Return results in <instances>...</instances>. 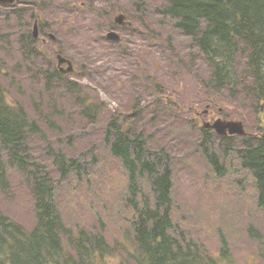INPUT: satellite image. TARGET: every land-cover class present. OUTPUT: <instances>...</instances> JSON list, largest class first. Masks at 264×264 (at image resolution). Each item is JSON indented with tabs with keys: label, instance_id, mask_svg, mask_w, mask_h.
Wrapping results in <instances>:
<instances>
[{
	"label": "rangeland",
	"instance_id": "374dc122",
	"mask_svg": "<svg viewBox=\"0 0 264 264\" xmlns=\"http://www.w3.org/2000/svg\"><path fill=\"white\" fill-rule=\"evenodd\" d=\"M24 1L31 4L32 16L34 10L38 14L39 4L44 6L39 13L47 27L43 30L57 40L43 32L34 42L22 40L25 28L17 24L10 9H0V35L10 36L5 42L0 37V81L10 102L20 104L40 126L42 134L29 142L32 161L51 172L59 187L57 208L68 228L77 235H103L109 245L107 263L134 264L129 179L122 160L104 141L107 126L116 117L119 125L132 126L133 134L142 133L149 150L171 156L177 224L187 227L214 253L222 231L239 264L257 260L262 243L248 230L251 225L262 227L263 211L253 201L251 174L236 159L244 148L242 138L215 137L205 143L210 155L225 162L226 175L221 177L217 178L202 153L204 122L243 121L249 130L252 92L248 75L239 65L245 57L236 63L242 84L234 93L212 92L218 104L211 105L201 82L209 79L211 70L196 39L165 15L170 0ZM120 17L127 18V23L123 19L120 26L115 24ZM113 30L121 37L119 42L107 39ZM34 48L32 61H25L23 54ZM57 54L76 68L61 81L52 79ZM47 78L52 79L49 84ZM153 80L159 87L152 85ZM84 96L94 109L87 108ZM169 98L179 106L171 105ZM207 108L212 109L210 117L203 114ZM134 111L135 115L123 117ZM59 153L82 166L73 169L72 178L60 179L59 165L52 169ZM9 174V188L0 189V211L32 228L34 197L28 179L15 170ZM139 184L142 206L143 195L152 190L147 174L139 177ZM62 237L67 245L66 236Z\"/></svg>",
	"mask_w": 264,
	"mask_h": 264
},
{
	"label": "trees",
	"instance_id": "16d2710c",
	"mask_svg": "<svg viewBox=\"0 0 264 264\" xmlns=\"http://www.w3.org/2000/svg\"><path fill=\"white\" fill-rule=\"evenodd\" d=\"M25 12L18 8L13 13L20 26ZM164 13L176 20L177 29L196 39L200 55L211 70L209 79L206 82L201 80L210 100L213 99L212 92L220 95L227 89L234 93L242 84V78L236 75V62L237 58L245 57L243 69L252 92L250 125L257 134L243 138L244 148L236 159L242 170L251 174L255 188L253 201L264 212V0H170ZM36 18L34 14L32 19ZM8 19L9 15L5 22ZM0 37L5 42L10 36L2 34ZM21 39L36 41L26 33L21 34ZM34 51L35 48L23 54L25 61H32ZM239 65L242 66L240 61ZM54 75L62 77L57 71ZM152 85L159 87L155 80ZM169 103L179 106L173 98H169ZM87 108L94 109L95 106ZM129 116L123 115L125 118ZM118 123L116 117L110 121L105 142L110 152L122 160L129 179L128 196L135 219L131 231L136 246L132 253L134 264H239L222 231L219 234L221 244L217 242L219 251L214 253L203 243H196L192 237L189 239L186 230L176 227L172 214L174 180L171 156L150 151L142 133L133 134L132 126L126 122L124 126ZM39 132L38 124L26 110L10 102L0 81V144L9 161H15L24 170L23 147L28 135L35 136ZM203 132L204 146L212 133ZM210 152V146L203 147L202 153L210 168L217 177L226 175L225 162ZM57 156L63 177L71 175L74 168L82 167L62 153ZM146 174L153 200L144 196L141 206L137 202L139 177ZM6 185V166L0 155V186ZM38 192L43 198L34 204L36 221L30 230L0 214V264H109L104 260L109 249L105 237L101 234L90 237L84 232L75 234L53 202V188L40 182ZM46 198L51 202H46ZM248 233L262 243L257 252L258 259L250 264H264V216L262 227L251 225ZM62 236H66L67 245ZM125 236L129 237V234Z\"/></svg>",
	"mask_w": 264,
	"mask_h": 264
},
{
	"label": "water",
	"instance_id": "95a60500",
	"mask_svg": "<svg viewBox=\"0 0 264 264\" xmlns=\"http://www.w3.org/2000/svg\"><path fill=\"white\" fill-rule=\"evenodd\" d=\"M15 1H19V0H0V3L2 4H13ZM124 19V17H120L117 19L118 22H122V20ZM34 36H38V31H37V27L34 30ZM109 39L112 40H119L120 36L117 35L116 33H110L108 35ZM59 66L65 64L68 62L69 64V68L67 70H61L62 73L67 74L70 72L74 71L72 62L66 60L65 58H63L62 56H59ZM206 127H213L214 129H216V131L221 134V135H226L227 134V130L230 131L231 134H245L244 128H243V124L241 122H223V121H218L216 122L213 126L207 125Z\"/></svg>",
	"mask_w": 264,
	"mask_h": 264
},
{
	"label": "flooded vegetation",
	"instance_id": "af4514ba",
	"mask_svg": "<svg viewBox=\"0 0 264 264\" xmlns=\"http://www.w3.org/2000/svg\"><path fill=\"white\" fill-rule=\"evenodd\" d=\"M40 26V25H39ZM42 28H39V32L41 31ZM41 33V32H40Z\"/></svg>",
	"mask_w": 264,
	"mask_h": 264
}]
</instances>
